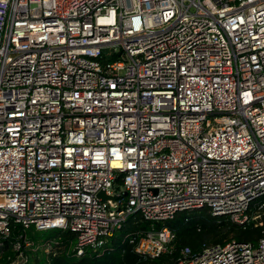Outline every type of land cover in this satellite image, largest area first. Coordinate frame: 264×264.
Wrapping results in <instances>:
<instances>
[{
	"label": "built area",
	"instance_id": "built-area-1",
	"mask_svg": "<svg viewBox=\"0 0 264 264\" xmlns=\"http://www.w3.org/2000/svg\"><path fill=\"white\" fill-rule=\"evenodd\" d=\"M200 208L264 226V0H0V246L59 227L81 255L129 215ZM189 255L175 264H264V229Z\"/></svg>",
	"mask_w": 264,
	"mask_h": 264
},
{
	"label": "trees",
	"instance_id": "trees-1",
	"mask_svg": "<svg viewBox=\"0 0 264 264\" xmlns=\"http://www.w3.org/2000/svg\"><path fill=\"white\" fill-rule=\"evenodd\" d=\"M115 189L121 191L120 180L115 183ZM259 201L261 198L253 204ZM151 227H167L173 235L167 252L156 259L143 258L134 250V240ZM263 229L264 226L254 220L236 224L226 216L211 215L206 208L180 211L172 219L160 222H150L139 214H132L105 242L102 250L87 248L81 255H76L75 234L69 229H36L34 226L22 229L20 225H14L0 246V264H10V259L15 257L12 248L15 242L20 243L22 249L26 242L29 243L28 264H175L185 249L193 257L206 245L230 241L256 244ZM40 246L43 248L39 249ZM44 246L48 247L47 251Z\"/></svg>",
	"mask_w": 264,
	"mask_h": 264
},
{
	"label": "water",
	"instance_id": "water-1",
	"mask_svg": "<svg viewBox=\"0 0 264 264\" xmlns=\"http://www.w3.org/2000/svg\"><path fill=\"white\" fill-rule=\"evenodd\" d=\"M103 54H105V56L109 55V50L107 48L103 49ZM125 195V192H123L122 194L119 195H110V194H106L104 191H99L96 196L102 200H111L112 202H114L116 199L118 198H122Z\"/></svg>",
	"mask_w": 264,
	"mask_h": 264
},
{
	"label": "rangeland",
	"instance_id": "rangeland-1",
	"mask_svg": "<svg viewBox=\"0 0 264 264\" xmlns=\"http://www.w3.org/2000/svg\"><path fill=\"white\" fill-rule=\"evenodd\" d=\"M43 248V246L41 247H39V249H42ZM44 248H45V250L47 251V246H44ZM29 249H30V245H29Z\"/></svg>",
	"mask_w": 264,
	"mask_h": 264
}]
</instances>
